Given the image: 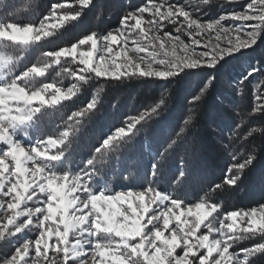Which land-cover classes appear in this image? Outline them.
Masks as SVG:
<instances>
[{"label": "snow or ice", "instance_id": "obj_1", "mask_svg": "<svg viewBox=\"0 0 264 264\" xmlns=\"http://www.w3.org/2000/svg\"><path fill=\"white\" fill-rule=\"evenodd\" d=\"M211 3L144 0L120 18L118 27L83 34L70 46L42 52L43 59L35 63H25L24 53L58 29L73 26L94 7L93 0H57L38 20L0 15V217L7 218L0 225V247L6 249L0 264H258L264 257V203L228 210L209 193L189 200L176 191L188 174L183 161L172 191L158 183L168 154L187 140L218 74L244 50L264 43V0H224L222 7L230 10L204 20L198 14ZM129 44L143 53L139 62L127 58ZM50 70L72 78L71 84L49 81ZM194 72L204 73V79L188 97L189 115L138 183L115 190L107 178L125 162L129 169L139 166L135 159L126 160L127 152L166 107L164 93L113 125L78 163L73 144L85 120L98 111L102 89L55 130H45L48 114L76 104L92 80L172 83ZM253 74H264V69L250 64L239 83ZM261 84L264 80L256 85L249 115H264ZM243 123L242 118L237 127ZM256 131L262 130L229 139L246 141ZM254 152L234 150L222 182L211 191L237 186L253 166ZM132 176L131 171L121 173L124 180ZM259 179L264 182V176ZM245 240L250 246L241 245Z\"/></svg>", "mask_w": 264, "mask_h": 264}, {"label": "trees", "instance_id": "obj_2", "mask_svg": "<svg viewBox=\"0 0 264 264\" xmlns=\"http://www.w3.org/2000/svg\"><path fill=\"white\" fill-rule=\"evenodd\" d=\"M11 2L12 8L10 9ZM54 2L57 0H4L3 5L0 6V15L6 13L14 15L16 11L18 14H23L24 19L38 20ZM208 7L200 12L204 18L209 13H212L210 17L213 16L211 12L213 9ZM124 8L122 7L120 12ZM94 13L95 9H90L73 26L63 28L56 35L59 36L57 40L63 36L67 38L70 33L72 35L78 33L76 27L92 19ZM89 32L91 30H87V33ZM250 64L257 69H264V45L262 43H258L254 49L244 50V55L230 60L218 74L214 86L208 90L198 106L197 118L186 133L187 140L176 151L168 154L161 168L158 183L162 189L173 190V179L178 176L180 168L184 166L183 161L187 165L188 174L183 184L176 186V191L189 200H197L204 197L205 193H209L213 201L221 203L228 210L249 209L264 203V182L259 179L260 176H264V115H249L254 106L256 85L264 80V74H253L249 81L241 85L239 83L240 74ZM203 79L204 73L194 72L172 83L147 81L141 78L99 84L92 80L86 86L84 93L82 92L86 96L94 93L96 88H102L98 98V111L90 120H85L79 129L83 131L80 136L91 140L93 139L91 135L97 132L103 136L126 116L151 106L160 99L162 93L165 94L166 107L159 116L154 117L127 152L126 160L128 157L135 159L139 162V166L129 169L125 162L119 166V170L113 172L112 179L118 186L123 187L128 183H138L142 180L156 152L164 150L169 135L178 131L183 120L189 115L188 97L191 92L202 86ZM261 90H264V84H261ZM86 96H84L85 99L88 97ZM66 106L68 108L66 114L78 108L69 106L67 103ZM66 114H64L65 117ZM106 116L112 119L102 124L103 127L97 130L89 128V125L96 124L97 120L101 121V118L104 119ZM242 118L244 123L238 128L237 125L241 124ZM253 128L262 131L254 132L246 141L239 140L236 143L230 141V137L233 139L237 135L242 137ZM236 149L240 151L254 149L253 166L250 170H246V174L242 176L237 186H226L223 190L212 192L211 187L222 182L231 164L232 153ZM126 169L133 173L129 180L121 178V173L128 175ZM258 264H264V257L258 260Z\"/></svg>", "mask_w": 264, "mask_h": 264}, {"label": "rangeland", "instance_id": "obj_3", "mask_svg": "<svg viewBox=\"0 0 264 264\" xmlns=\"http://www.w3.org/2000/svg\"><path fill=\"white\" fill-rule=\"evenodd\" d=\"M3 1L2 3H0V6L3 5ZM94 2V7H92L91 9H95V13L93 15L92 19H88L86 22L82 23V25H78L77 30L78 33H75V35H72L71 33L67 35V38H64V36L62 38H60L59 40L58 37L56 36L57 34H59V31L63 30V28L58 29L56 34L53 37H49L47 38V40L40 42L38 45H35L33 47H31L30 49H28L25 53V63H35L38 62L40 60L43 59V57L41 56V53L44 51H48V50H53L59 47H64V46H70L72 43H75L76 40L78 38H80L83 34L87 33V30H91L98 32V33H105L109 30H112L116 27H118L119 25V20L120 18L128 11H132L134 10L135 7L140 6L144 0H93ZM173 2H177V0H173ZM179 3H187L188 0H178ZM241 2H246V0H241ZM224 4V0H212V3L210 5V8L213 9V16L210 17V14L207 15L204 18V15H201L200 13L198 15L201 16L202 19L204 20H208V19H212V18H216L217 16H219L221 14L222 11L224 10H230L227 6L222 7ZM100 8H98V6ZM127 5L129 6L127 8ZM10 9L12 8V2L9 5ZM107 7H109L108 9H106ZM122 7H125L124 10L122 12H120V10L122 9ZM234 7V6H233ZM209 8V7H208ZM236 10H239V8H237ZM48 11V10H47ZM216 13H215V12ZM33 12V11H31ZM46 14V12H45ZM16 19L21 20V21H27L29 20L28 18L24 19V15L23 14H18L16 13V11H14V15ZM32 16V15H31ZM30 16V18L32 19V17ZM71 27V26H68ZM66 27V28H68ZM167 31H172V26L168 25L166 28ZM185 40H187V37H184ZM262 45H264V43H262ZM133 48V45L129 44V48L126 50L127 51V58L131 59L132 61L135 62H139L140 60V55H143V53L141 54H137L134 51H132L131 49ZM190 76V75H189ZM188 77V76H187ZM52 79H56L57 81H61L63 82V84L65 86H69L72 82V78H67L65 76H56V73L54 71H49V81H51ZM141 79V78H139ZM146 79L147 81H163V80H156V79H151V78H143ZM93 81H97V84L99 83H107L109 82H113L107 78H100L98 80H93ZM91 82V81H90ZM86 88V87H85ZM99 89H102L101 87H99ZM99 89H95V92L89 95H85L84 90L79 94V99L77 100L76 104H71V103H67L69 106H75V107H81L83 106L90 98L92 95L96 94L97 91ZM101 95V91H99V96ZM87 97V99H85V97ZM86 100V101H85ZM80 101H82L80 103ZM80 103V104H79ZM98 104H99V100H98ZM80 105V106H79ZM67 106L64 107L63 109H61L60 111L57 112H50L48 114V116L45 118L44 121V126H45V130L46 131H52L55 130L57 124H61L62 118H66L64 114H66L67 112ZM71 111L68 113L70 114ZM67 115V114H66ZM112 118L111 117H105L104 119L101 118L100 120H97L96 124H91L89 125V128L92 130H97L100 127H103L102 124L107 123L106 121H110ZM83 131H78L77 133V140L74 142L73 144V149H74V157L77 161V163L79 162V160L87 154V151L89 149V147L96 143L100 138L101 135H99L97 132L93 135H91L93 137V139H84V136H80V134ZM75 166V165H73ZM113 176V172L110 173L108 175L107 178V184L109 185L110 188L115 189V190H119L121 188V186H118L112 179ZM246 210V209H245ZM10 214V213H9ZM7 222V218L6 216L4 217H0V225H2L3 223ZM239 223V222H238ZM29 235H31V233H29ZM242 246H250L249 242L247 240L245 241H241L240 242ZM5 248L0 247V254L3 253V251H5ZM89 264H91V262H89Z\"/></svg>", "mask_w": 264, "mask_h": 264}]
</instances>
